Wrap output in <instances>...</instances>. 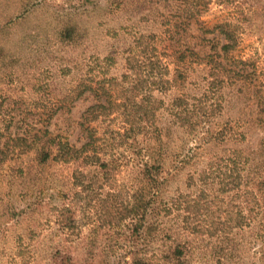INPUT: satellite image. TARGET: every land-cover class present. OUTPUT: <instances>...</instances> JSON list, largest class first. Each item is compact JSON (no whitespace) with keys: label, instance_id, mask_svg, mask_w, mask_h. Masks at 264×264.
I'll use <instances>...</instances> for the list:
<instances>
[{"label":"rangeland","instance_id":"1","mask_svg":"<svg viewBox=\"0 0 264 264\" xmlns=\"http://www.w3.org/2000/svg\"><path fill=\"white\" fill-rule=\"evenodd\" d=\"M166 5L158 0H0V151L7 155L0 163V264H129L132 252L154 257L170 245V234L155 229L145 239L131 234L129 223L101 213V199L107 204L130 199L129 167L92 186L96 169L79 161L36 168L32 178L27 173L32 153L8 139L47 129L80 147L87 140L80 126L82 114L97 99L91 84L96 88L98 80L121 77L129 43L140 34L158 35L163 30L162 15L172 9ZM204 9L201 19L207 25L223 20L235 24L238 45L233 54L253 63L256 76L264 82V0H206ZM65 27L73 28L75 40L59 39ZM189 31L194 41H223V35L201 34L194 25ZM193 82L188 78L184 85L188 95L196 94ZM237 90L225 85L220 89L215 127L230 133L239 132L243 124L246 133L240 145L253 149L261 135L250 124L254 103L249 97L238 98ZM176 92L171 88L153 94L167 103ZM155 117L163 121L166 114ZM120 123L121 117L111 116L95 119L92 125L100 137L109 139ZM185 135L171 138L164 149L168 181L163 200L178 192L195 193L201 186L197 172L207 157L227 152V146L220 144L208 148L207 154L198 150L195 138ZM190 174L196 175L191 186ZM109 191L115 197L107 196ZM64 204L72 207L73 219L59 226L52 210ZM184 235L190 251L186 264H255L257 260L248 230L239 249L233 250L235 257L220 260L213 250L218 245L213 234Z\"/></svg>","mask_w":264,"mask_h":264},{"label":"trees","instance_id":"2","mask_svg":"<svg viewBox=\"0 0 264 264\" xmlns=\"http://www.w3.org/2000/svg\"><path fill=\"white\" fill-rule=\"evenodd\" d=\"M163 1L172 7L170 13L162 15L163 30L158 35L140 34L129 43L125 71L119 79L98 80L96 88L91 84L97 99L82 114L80 126L87 140L80 147L50 135L47 129L8 139L15 145L24 144L26 152L32 153L33 164L27 169L32 178L36 168L79 161L96 169L91 175L92 186L123 166L130 168V199L110 200L109 204L101 199V213H108L119 223H129L131 234L145 239L155 229L173 238L154 257L132 252L129 264H186L190 251L184 234L188 232L213 234L218 241L213 246L218 260L235 257L233 250L239 249L247 230L256 247L255 264H264V82L256 76L253 63L233 54L238 45L235 24L223 20L210 26L201 19L206 0H158L159 5ZM193 25L201 34L223 35V41H194L189 31ZM58 37L67 42L76 38L72 27H65ZM188 78L194 80V95L183 90ZM223 85L238 88V98L249 97L254 103L250 124L261 130V135L253 149L240 145L246 133L243 124L239 132L230 133L215 127L213 118L221 109L218 99ZM171 88L177 92L167 103L153 94ZM160 112L166 114L163 121L155 117ZM111 116L121 117V123L112 129L111 138L103 139L92 123ZM178 134L195 138L198 150L207 154L210 147L220 144L227 146V152L207 157L197 172L202 187L195 193L178 192L163 200L168 181L164 149ZM120 148L121 152L117 150ZM6 158L0 151V163ZM195 176L188 175L189 186ZM106 195L115 197L110 191ZM52 211L59 226L73 219L72 207L67 204ZM209 217L214 220L205 223Z\"/></svg>","mask_w":264,"mask_h":264}]
</instances>
